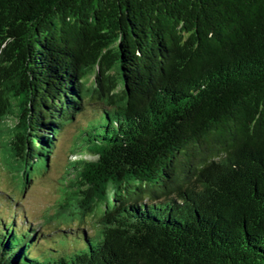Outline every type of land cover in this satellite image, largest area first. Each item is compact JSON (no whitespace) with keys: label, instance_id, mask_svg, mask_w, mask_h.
Masks as SVG:
<instances>
[{"label":"trees","instance_id":"1","mask_svg":"<svg viewBox=\"0 0 264 264\" xmlns=\"http://www.w3.org/2000/svg\"><path fill=\"white\" fill-rule=\"evenodd\" d=\"M89 108L56 219L97 232L47 248L18 202L0 264H264V0H0V153L24 185Z\"/></svg>","mask_w":264,"mask_h":264},{"label":"rangeland","instance_id":"2","mask_svg":"<svg viewBox=\"0 0 264 264\" xmlns=\"http://www.w3.org/2000/svg\"><path fill=\"white\" fill-rule=\"evenodd\" d=\"M94 117V110L89 108L85 115L77 117L72 124L66 127L58 138L57 147L53 158L49 162L48 170L34 172L29 184L24 185L20 172H13L14 165L12 161L3 158L0 153V220L3 217L2 215L9 217L12 210H16V204L21 202L23 206L19 204L18 211L21 210V213L24 211L25 215L29 217L28 220L34 222L31 223L32 229L34 228L42 233V239L46 238L47 248L51 247L53 242H56L54 246L61 244L62 240L58 237L60 235L58 233L59 229H79L83 227L91 233L97 232V216H88L86 223L83 225L76 220L70 226L61 219H56L57 206L63 196L62 184L65 180L73 178L78 171L72 168V162L80 159H94L88 152H73V149L78 145L76 143L78 132L83 125ZM40 247L45 249L43 245H40ZM81 247V243L75 239L69 249L74 250ZM43 252L47 256H59L56 252L51 253L46 250H43Z\"/></svg>","mask_w":264,"mask_h":264}]
</instances>
